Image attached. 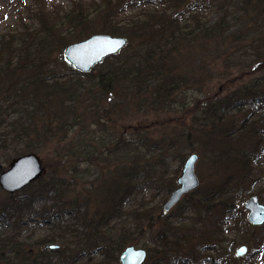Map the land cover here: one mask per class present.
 <instances>
[{
  "label": "trees",
  "instance_id": "trees-1",
  "mask_svg": "<svg viewBox=\"0 0 264 264\" xmlns=\"http://www.w3.org/2000/svg\"><path fill=\"white\" fill-rule=\"evenodd\" d=\"M101 1L91 11L92 5L88 2L76 0L69 12L60 9L59 16V13L51 14L45 4L38 3L29 15L36 23L27 24L24 18L20 28L0 34V174L5 169L4 163L10 164L23 154L41 151L54 141L60 142V155L67 157L68 162L80 157L93 163L95 156L104 151H98L97 144L92 142L97 138L91 140L85 123L96 111L108 113L105 108L102 110L100 100L108 101L111 108L121 101L156 110L169 107L189 82L171 64L173 54L180 48L204 41L218 46L234 44L245 29L233 28L225 15L199 26L196 5L200 0L190 1L185 7L186 18L180 16V11L171 12L168 2L161 1L160 8L143 10L139 17L120 25L117 16L134 2ZM232 1L244 10L249 6L254 10L264 9V0ZM62 20L77 30V39L94 32V24L100 21L102 32L127 36L132 41L129 40L128 46L118 55L106 58L90 72H81L62 55L52 59L55 52H63L67 45L60 28ZM190 20L196 26L182 22ZM255 63V66L264 65V56L258 55ZM60 65L65 67V72H60ZM94 81H97L95 87ZM258 100L264 103V74L222 98L210 99L205 110L210 131L219 134L212 148L218 155L216 162L230 172L224 183L202 192L198 188L194 190L200 196L191 205L203 209L202 216L207 214L208 218L216 212L214 222L221 229L218 234L221 237L225 234V226L241 211L236 206L237 198L247 194L248 184L259 179L260 159L264 156V115L250 120L251 113L245 114V120L236 125L237 117L230 112ZM78 126L81 128L77 131ZM149 133L145 129L131 140L111 134L104 141V146L109 145L104 160L106 166L97 173L101 176L99 184L85 199L78 196L68 199L70 186L65 179L60 180V193L59 184L54 181L51 188L39 185V193L25 200H18L15 194L9 193L2 198L0 187V214L12 221L10 230L0 235V264H68L97 249L103 256L97 264H117L121 252L133 240V231L142 230L141 210L147 213L143 208L126 211L127 199L138 194L147 183L159 185L164 181L166 185L164 183L162 189L166 193L177 187L174 177H168L160 143L152 140ZM111 155L114 159L109 157ZM72 174H79L74 166ZM53 190L57 193L53 208L45 205L37 215L38 223H42L43 218L58 207L60 221L55 222L56 230L29 241L24 234L25 212L33 213L37 195ZM233 192L237 196L235 200L227 197ZM90 203L95 206L91 212ZM68 213L74 219L71 223L64 219ZM131 218L135 220L130 224ZM108 227L111 230L104 232ZM59 241L60 249H45L47 244ZM164 241L168 248L149 251L151 258L158 255L157 264L173 260L169 250L171 241ZM213 248H217V244ZM197 255L198 250L194 249L186 252L184 258L198 260Z\"/></svg>",
  "mask_w": 264,
  "mask_h": 264
},
{
  "label": "rangeland",
  "instance_id": "rangeland-1",
  "mask_svg": "<svg viewBox=\"0 0 264 264\" xmlns=\"http://www.w3.org/2000/svg\"><path fill=\"white\" fill-rule=\"evenodd\" d=\"M75 1L0 0V34L20 28L24 18H27V24L36 23L29 18V15L32 12L30 10L35 8L38 3L45 4L51 14L59 13L57 14L59 16L62 11L64 13L69 12ZM84 1L92 5L90 7L91 11L97 7L98 3L102 2L101 0ZM121 1L124 4L131 1L134 3L127 11L117 16L120 25L130 19L139 17L143 10L160 8L161 1L168 2L167 6L170 7L171 12L180 11V16L186 18L185 7L190 1L198 0ZM196 7L199 26L213 23L220 16L225 15L233 28H245L241 31V38L234 44L222 46L214 43L208 44L206 41L199 42L191 44L189 48H180L175 52L171 64L189 82L180 90L174 103L169 107L156 110L141 106L136 107L133 104H128V101H121L118 102V106L111 108L107 103L108 101L100 100L99 104L102 106V110L105 108L108 113L105 115V112L96 111L93 117L87 118L85 124L91 140L97 138L95 142H92L97 144L98 151L100 152L103 149L104 152L99 153V156L96 155L97 158H94L93 163L90 162V164L80 157H74L71 162H68L67 157L60 155V142L48 143L41 151L35 152L44 166V172L39 178H42L43 181H37L35 184L33 182L31 183L33 185H28L26 188L17 191L15 195L18 200H25L31 194L39 193L37 192L40 189L39 185L43 184V186H50L49 188H51L54 181L59 184L58 193H60L61 179H65L64 181L70 186L68 199L76 196L85 199L87 193L99 184L101 176L97 173L100 172L102 167L106 166L107 161L104 160L107 158V146L109 145L107 143V146H104V141L111 134L131 140L138 137V133L145 129L150 132L149 136L152 140L160 143L166 162V170L169 171L168 177H174L176 186H178L177 178L182 172L185 161L193 153L199 155L195 170L200 178L201 183L198 189L201 192L203 189H212L214 186L224 183L230 171L216 162L218 155L212 148L217 144L219 134L210 131V123L206 120L205 110L210 99L222 98L251 80L263 76L264 65L259 63L258 66H255V62L258 55L264 56V9L254 10L249 6L248 10H244L241 5H237L232 0H200ZM60 9H62L61 13ZM182 22L190 25V27L196 26L191 20ZM94 25L96 29L91 34L107 33L99 29L103 25L102 22L97 21ZM60 28L66 38L67 45L91 35L77 39L79 36L77 30H74L64 20H62ZM129 40L132 41L130 38ZM64 49L63 52H55L52 59L60 58V55L64 57ZM60 72H65V67L62 65H60ZM96 84L97 81L92 83L94 87ZM89 104L92 105L91 102ZM93 104L97 105V103ZM230 114L237 117L236 125H239L245 120V114H250V120L256 119L258 115H264V103L262 100H258L256 103H247L242 106L241 110H232ZM80 128V126L76 127L77 131ZM75 140L80 139L76 138ZM232 145L234 144L232 143ZM142 152L144 153L145 149H142ZM109 157L114 159V155ZM260 163L261 173L259 179L255 180L252 185L248 184L247 189L249 191L247 194L238 198L235 192L227 195L233 200L237 198L236 206H239L241 211L237 216L234 215L225 226L223 237L218 235L221 229L214 222L216 212L215 215L208 218L207 214L202 216L203 209L200 210L198 206L196 208L191 205L193 200L200 196V193L190 192L186 194L175 207L165 212L163 205L171 192L166 193L162 189L166 185L162 181L159 185L145 184L138 194L127 199L125 203L126 211L135 208H143L147 211L145 213L144 210H141V215H139L143 221L141 231H133L132 225L135 224L130 226L134 235L133 240L128 245L142 247L148 251V257L144 264H157L158 255L154 254V257L151 258L149 251L151 248L158 250L168 248L166 243L164 244V239L171 241L169 250L170 256L173 257V260L167 264H264V225H252L247 218L248 211L243 207L245 200L253 194L258 195L264 203V156L260 159ZM10 164L5 165L4 163V170L8 169ZM72 166L78 170V175L72 174ZM2 191L1 197L4 198L6 197L5 193L8 192L3 189ZM56 194V191L53 190L51 193L39 194V197L37 195L33 202V213L25 212L27 214V217L25 215L27 225L24 234L29 238L27 240H35L38 237L54 233L56 230L55 222L60 221L58 207H55L52 213L45 216L42 223H38L39 214L37 215V212L45 205H47L46 208H53V200L56 198ZM94 207V204H89L90 212ZM12 213L15 214V211ZM64 219L66 222L70 221V223L74 221L71 213L66 214ZM134 220L131 218L129 220L130 224ZM11 226L12 221H9L7 216L0 214V235L10 230ZM120 226L121 224L117 227L118 231L121 228ZM77 228L81 230L78 224ZM108 230H111V227H108L104 232ZM81 232L83 231L81 230ZM81 237H78V240ZM54 243L61 245L60 241ZM216 244L217 248H213ZM242 245H247L248 251L246 254L239 256L236 252ZM71 246L74 247L73 244ZM194 249L198 250V260H192L191 257L184 258L186 252L188 253ZM163 254L164 251L160 255ZM102 259V252L97 249L96 251L91 250L84 257H79L73 263L68 264H97Z\"/></svg>",
  "mask_w": 264,
  "mask_h": 264
},
{
  "label": "water",
  "instance_id": "water-1",
  "mask_svg": "<svg viewBox=\"0 0 264 264\" xmlns=\"http://www.w3.org/2000/svg\"><path fill=\"white\" fill-rule=\"evenodd\" d=\"M129 44L127 36H115L109 33H94L90 36L68 44L64 49V58L76 70L90 72L95 66L106 58L118 55ZM199 155L193 153L185 161L180 176L177 178L178 186L170 193L163 205L165 212L175 207L183 197L200 186V178L196 173V162ZM44 172V166L37 153L29 152L12 160L10 167L0 174V187L9 194H15L37 181ZM248 211V221L254 226L264 225V203L259 196H249L243 205ZM61 245L50 243L45 249H60ZM248 251L247 245L237 250L242 256ZM148 251L142 247L128 245L119 256L120 264H144Z\"/></svg>",
  "mask_w": 264,
  "mask_h": 264
}]
</instances>
